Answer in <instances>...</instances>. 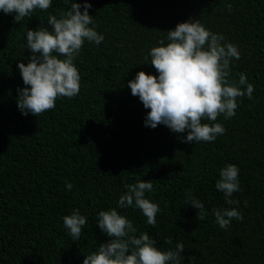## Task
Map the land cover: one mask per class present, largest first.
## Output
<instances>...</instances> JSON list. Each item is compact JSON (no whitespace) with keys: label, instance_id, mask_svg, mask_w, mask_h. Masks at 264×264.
<instances>
[{"label":"trees","instance_id":"trees-1","mask_svg":"<svg viewBox=\"0 0 264 264\" xmlns=\"http://www.w3.org/2000/svg\"><path fill=\"white\" fill-rule=\"evenodd\" d=\"M72 2L52 0L20 23L0 12V264H83L108 242L97 217L113 208L160 250L183 243L182 264H264V0H74L92 5L90 27L105 39L85 41L74 61L77 96L25 116L17 100L25 87L18 65L31 56L26 33L51 31L48 16L59 18ZM189 20L238 47L230 79L242 73L254 86L251 100L238 98L233 118L218 117L226 131L214 142L184 143L187 131L146 127L150 110L127 87L140 71L159 75L150 49L162 39L166 45L167 32ZM228 164L239 169L238 205L215 187ZM138 181L153 184L145 198L159 205L155 227L141 210L118 207L125 186ZM189 194L204 204L203 220L186 203ZM225 208L243 215L227 230L213 214ZM76 209L87 223L73 240L63 218Z\"/></svg>","mask_w":264,"mask_h":264},{"label":"clouds","instance_id":"clouds-1","mask_svg":"<svg viewBox=\"0 0 264 264\" xmlns=\"http://www.w3.org/2000/svg\"><path fill=\"white\" fill-rule=\"evenodd\" d=\"M68 3V0H65ZM52 0H0V12L15 14L20 23L37 9L47 11ZM92 5L73 2L67 11L48 16L47 28L28 30L26 47L31 51L30 60L18 68L25 87L18 89V108L25 116L39 117L53 110L59 98H73L80 92V74L74 61L80 55L85 41L100 45L104 36L94 27V18L89 15ZM83 8V11L81 10ZM229 10L231 5H228ZM167 41L162 39L150 49V65L159 74L148 75L140 71L129 81L131 94L139 97L145 109H149L145 126L155 129L159 125L175 133L188 132L184 143L214 142L226 129L216 123L221 115L225 120L236 115L238 98H253L254 86L248 83L245 74L239 80L230 79L233 59L239 60L238 47L225 43V37L206 29L199 20L180 23L175 30L167 32ZM148 56L145 57V60ZM209 121L210 123H204ZM216 189L224 194L228 205L239 204L233 200L240 191L239 169L228 164L220 170ZM67 189L73 185L67 183ZM127 191L118 200V207H135L141 210L147 224L155 227L159 205L145 198L153 191L151 181H138L125 186ZM186 203L198 209L197 219L203 220L205 206L188 195ZM216 223L227 230L233 220H243L236 208L213 209ZM64 227L73 240H78L87 218L79 209L63 218ZM97 225L109 238L97 251L86 256L83 264H182L185 257L184 244L160 250L156 241L147 232L137 235V229L125 216L113 208L100 211ZM165 243L172 244L166 239Z\"/></svg>","mask_w":264,"mask_h":264}]
</instances>
